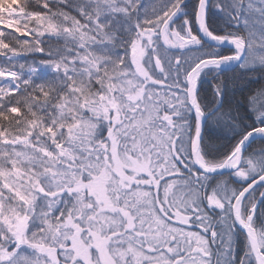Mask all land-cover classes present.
Wrapping results in <instances>:
<instances>
[{
	"label": "snow or ice",
	"instance_id": "6c2138e0",
	"mask_svg": "<svg viewBox=\"0 0 264 264\" xmlns=\"http://www.w3.org/2000/svg\"><path fill=\"white\" fill-rule=\"evenodd\" d=\"M0 264H264V0H0Z\"/></svg>",
	"mask_w": 264,
	"mask_h": 264
}]
</instances>
